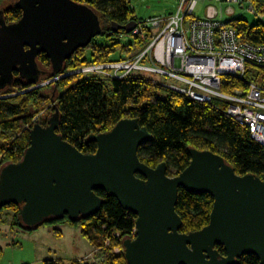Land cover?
<instances>
[{"label":"water","instance_id":"water-1","mask_svg":"<svg viewBox=\"0 0 264 264\" xmlns=\"http://www.w3.org/2000/svg\"><path fill=\"white\" fill-rule=\"evenodd\" d=\"M16 8L22 10L19 22L8 25L0 17V87L16 71L37 75L34 62L42 54L59 68L101 34L92 10L73 0H19ZM136 27L135 21L121 30L131 34ZM57 128L55 118L48 126L35 123L23 159L0 171V206L20 205L26 228L55 217L97 215L104 203L100 190L138 218L133 240L124 243L128 264H236L246 255L264 264L260 177L239 176L224 157L192 148V160L180 174L169 176L165 162L152 169L139 159V150L153 137L137 119L96 135L95 154L79 151ZM181 189L214 199L209 225L200 231L181 232Z\"/></svg>","mask_w":264,"mask_h":264},{"label":"trees","instance_id":"trees-1","mask_svg":"<svg viewBox=\"0 0 264 264\" xmlns=\"http://www.w3.org/2000/svg\"><path fill=\"white\" fill-rule=\"evenodd\" d=\"M9 1L11 0H0V7ZM73 1L91 9L98 18L101 34L97 37L111 40L115 36L121 38L127 34L121 27L142 20L135 15L131 0ZM257 6L264 13V0L257 1ZM0 17L8 25H13L20 21L22 10L16 8L15 4L8 11H1ZM228 24L239 29L251 43H264L263 23L250 25L249 22L235 19ZM113 42L102 45L94 38L88 46L78 50L57 69L42 54L39 62L43 68L37 75L15 73L12 82L0 87V171L8 164L19 163L23 159L30 146L29 130L34 126L33 118L44 106L49 105L51 116L36 123L48 126L53 118L57 119V133L84 154L96 153L97 143L93 140L96 135L111 131L121 120L137 119L153 137L152 142L142 145L139 150V159L152 169L165 162L169 176L180 174L192 160L189 153L192 148L209 150L224 157L226 163L239 176L254 174L264 181V146L251 137L247 128L234 121L228 114L226 102L192 101L187 96L171 92L156 85L150 78L140 75L114 80L95 74L85 76L71 73L87 65L124 59L126 57L113 59V56L121 51L125 54L131 53L135 44L143 50L150 40L144 42L139 37L135 42L126 45L115 40ZM249 67L251 70L243 80L231 76L223 77V92L232 93L235 88L247 89L249 82H256L264 88V68L254 65ZM250 71L255 74H250ZM49 81L51 82L48 85L38 87ZM49 86L55 87V92L48 96L45 89ZM96 194L104 199V203L102 210L93 217H55L28 229L22 224L20 205L0 206V216L10 212V209L14 210L15 224L28 231L38 229L44 224L81 227L83 235L91 240L95 249L102 243L107 248L103 264H128L124 243L133 240L138 218L126 211L116 198L100 190ZM213 200L208 194L195 195L180 190L176 212L183 221L182 233L200 231L209 225ZM56 232L61 234L58 229ZM92 232L96 235H92ZM121 247L124 253L114 254L115 249ZM218 250L222 256L226 255L224 247H218ZM2 257L3 248L0 245V262ZM45 264L65 263L61 260H46ZM236 264L261 263L255 256L246 255Z\"/></svg>","mask_w":264,"mask_h":264},{"label":"built area","instance_id":"built-area-1","mask_svg":"<svg viewBox=\"0 0 264 264\" xmlns=\"http://www.w3.org/2000/svg\"><path fill=\"white\" fill-rule=\"evenodd\" d=\"M201 1L241 6L249 3V10L256 14L257 0H182L175 15L139 20L131 34L121 36H129L133 41L139 37L150 40L136 55L87 65L71 73L95 74L114 80L133 75L145 77L144 73L169 78L173 80L171 83L150 79L192 101L226 102L228 114L234 121L247 128L251 137L264 146V88L249 82L247 89L235 88L232 93L222 89L223 77L243 80L251 70L249 65L264 68V43L257 45L245 39L246 35L239 29L218 19L220 12L214 7H207L206 17L197 18L195 10ZM227 11L235 15L231 8Z\"/></svg>","mask_w":264,"mask_h":264},{"label":"rangeland","instance_id":"rangeland-1","mask_svg":"<svg viewBox=\"0 0 264 264\" xmlns=\"http://www.w3.org/2000/svg\"><path fill=\"white\" fill-rule=\"evenodd\" d=\"M18 1L19 0H11L6 2L0 7V12L8 11V9H10L12 5L17 4ZM181 1L182 0H131V4L135 15L139 19L146 20V18H157V16L169 17L175 15ZM209 6L216 8L217 11L220 12L218 19L223 23L241 19L245 22H249L250 25H257L259 22L264 24V13L259 10L257 2L254 5L256 10V14H254L249 10V3L241 6L238 3L228 4L217 1H201L195 10L196 17L200 19L206 17L207 7ZM229 8L235 11V15L228 14L227 9ZM221 12H223V15H221ZM95 39L102 45L113 44V40L124 45L131 44L133 41L129 36L128 38H119L115 36L112 40L106 37H96ZM132 49L133 51L129 54H125V52L122 51L115 53L113 59L133 56L140 50L136 44ZM86 76L88 75L86 74ZM144 76L147 79L154 78L163 82L167 81L171 83L173 81L163 76L157 77L152 73H144ZM54 89L55 87L49 86L45 91L49 96L55 92ZM51 114L52 111L50 110V106H44L39 114L33 118L32 123L35 124L36 121L40 119H46L50 117ZM1 168L2 166H0V169ZM14 214L15 211L10 209V212H5L0 216V245L3 248V257L0 264H45L46 260L54 262L61 260L65 264H77L76 262L79 264H103V260L106 257L105 249L107 248H105L102 243L98 249H95L91 240H88V238L83 235V229H81V227L75 228L69 225L52 226L44 224V226L38 229L28 231L15 224ZM21 221L22 224L25 225L26 222H24V220ZM57 229L61 231V234H57ZM93 234L96 235L95 232H92V235ZM115 250L114 254L116 255L124 253L123 247Z\"/></svg>","mask_w":264,"mask_h":264},{"label":"flooded vegetation","instance_id":"flooded-vegetation-1","mask_svg":"<svg viewBox=\"0 0 264 264\" xmlns=\"http://www.w3.org/2000/svg\"><path fill=\"white\" fill-rule=\"evenodd\" d=\"M34 64H35V74H37V72H39L42 68H43V65L42 64H40V62H39V56L37 57V59H36V61L34 62ZM20 72H22V71H16L15 73H20ZM15 73L14 74H12V76H13V78L15 77ZM26 73V72H25Z\"/></svg>","mask_w":264,"mask_h":264},{"label":"clouds","instance_id":"clouds-1","mask_svg":"<svg viewBox=\"0 0 264 264\" xmlns=\"http://www.w3.org/2000/svg\"><path fill=\"white\" fill-rule=\"evenodd\" d=\"M133 238H134V236H133Z\"/></svg>","mask_w":264,"mask_h":264}]
</instances>
